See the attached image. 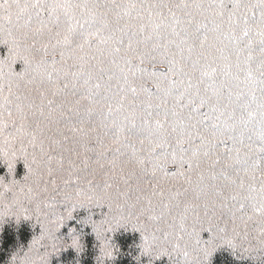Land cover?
Masks as SVG:
<instances>
[{"label": "snow or ice", "instance_id": "obj_1", "mask_svg": "<svg viewBox=\"0 0 264 264\" xmlns=\"http://www.w3.org/2000/svg\"><path fill=\"white\" fill-rule=\"evenodd\" d=\"M0 33L30 54L29 83L39 98L14 94L11 83L5 95L0 84V136L11 123L9 138L27 139L33 163L47 169L53 185L52 162L62 169L69 151L65 132L85 151H94L87 141L95 133L104 149L100 157L113 152L105 188H112L117 162L130 152L141 177L160 171L163 180L188 185L205 197L206 213L209 192L223 197L220 181L235 186L233 219L250 206L264 224V0H0ZM146 63H166L167 71H149ZM57 151L58 157L51 154ZM79 172L87 177V156L83 168L69 161V175ZM241 173L253 182L258 173L259 187L246 185ZM148 184L153 191L144 197V211L154 214L152 197L163 200L165 190L159 182ZM180 194L169 190L163 208L171 209ZM121 198L124 207L141 200L130 188L117 191ZM174 251L189 257L179 243Z\"/></svg>", "mask_w": 264, "mask_h": 264}, {"label": "trees", "instance_id": "obj_2", "mask_svg": "<svg viewBox=\"0 0 264 264\" xmlns=\"http://www.w3.org/2000/svg\"><path fill=\"white\" fill-rule=\"evenodd\" d=\"M29 55L13 42V37L0 33V84L5 85V95L11 83L14 94L30 93L39 99L36 84L29 83L34 78V62L27 63L25 59ZM144 67L149 71L166 72L168 66L146 63ZM145 83L154 88L151 80ZM82 105L87 106V101H82ZM10 132H14L11 123L0 136V149L7 153L0 156V192L3 193L0 196V264H20L25 258L29 264H199L204 242H210L206 264H264V234L261 232L264 224L259 213L250 206H246L243 214L235 212L233 219L235 208L230 198L238 191L235 186L220 181L217 187L223 191V197L209 192L206 213L205 197L197 198L188 185L163 180L160 171L155 177H141L139 166L134 161L129 162V152L117 162V178L110 181L112 188H105L103 181L105 173L112 170L109 161L113 152L100 157L104 149L96 144L95 133H91L87 141L94 151H85L79 144H73V139L78 137H73L71 132H65L70 139L64 143L69 151L63 152V168L55 160L52 162L53 185L47 169L38 171L33 163V149L27 139H10ZM109 143L110 138H105V145ZM36 151L38 154V149ZM51 154L58 157L60 152ZM85 156L88 157L87 177L84 172L70 176L69 161L83 168ZM167 167L176 170L171 163ZM120 168L124 169L123 173ZM229 172L231 174V170ZM41 175L43 181L39 179ZM76 175L80 176L79 183ZM121 175L130 180L129 185L119 178ZM240 178L246 185L254 183L259 187L258 173L255 182L243 173ZM88 180L93 181L91 187ZM149 180L159 182L165 190L163 200L152 197L154 214L144 211L148 207L144 197L153 191ZM129 188L133 197H141L136 207H124V200L117 199V191L125 192ZM169 190H179L181 194L172 201L171 209H165L163 204L168 203ZM242 194H246V190ZM117 204L121 207L117 208ZM186 204L195 208L190 207L185 213ZM222 204L228 206L221 207ZM151 215L156 218L150 219ZM198 238L200 245L196 244ZM74 239L77 245H73ZM177 243L181 251L189 252L188 258L174 251ZM142 246H150L153 255L143 253ZM104 252L112 255L105 256Z\"/></svg>", "mask_w": 264, "mask_h": 264}, {"label": "clouds", "instance_id": "obj_3", "mask_svg": "<svg viewBox=\"0 0 264 264\" xmlns=\"http://www.w3.org/2000/svg\"><path fill=\"white\" fill-rule=\"evenodd\" d=\"M6 155L7 153L3 149H0V156H6ZM2 195L3 193L0 192V196ZM262 248H264V245H262ZM142 252L145 254L153 255V252L150 246H142ZM104 255L110 257L112 253L104 252ZM208 257H209V254L201 250L200 255L198 257L199 264H206ZM20 264H29V262L27 258H25V259L20 260Z\"/></svg>", "mask_w": 264, "mask_h": 264}]
</instances>
